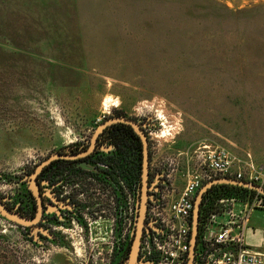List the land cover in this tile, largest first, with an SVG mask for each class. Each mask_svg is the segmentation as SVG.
<instances>
[{
    "label": "rangeland",
    "instance_id": "374dc122",
    "mask_svg": "<svg viewBox=\"0 0 264 264\" xmlns=\"http://www.w3.org/2000/svg\"><path fill=\"white\" fill-rule=\"evenodd\" d=\"M114 111L149 120L156 159L219 146L264 178V0H0L7 203L35 162L82 143ZM253 231L264 236V210ZM31 238L0 219V264L82 259Z\"/></svg>",
    "mask_w": 264,
    "mask_h": 264
},
{
    "label": "flooded vegetation",
    "instance_id": "af4514ba",
    "mask_svg": "<svg viewBox=\"0 0 264 264\" xmlns=\"http://www.w3.org/2000/svg\"><path fill=\"white\" fill-rule=\"evenodd\" d=\"M115 118L133 121L147 142L146 206L139 240L140 251L142 244L152 234L151 231H158L155 224L147 219L148 211L151 207L162 204L163 193L169 185V175L173 173L175 167L160 161L157 163L159 167L152 168L156 158L152 151L151 136L155 129L148 119L138 120L120 111H114L98 126ZM97 127L82 143L53 153L67 158L51 161L36 174L34 192L30 190V176L53 154L35 162L32 169L26 173L21 196L14 204L7 203L1 196L0 201L8 210L28 220L35 219L40 209L39 219L33 226L14 225L30 233L33 242L46 241L56 246L66 245V249L74 252L81 249V247H74V244L87 239L89 219L95 221L102 219L106 213L116 219L124 208V210H130L128 233L124 241L116 244L110 258V264H117V254L122 248L129 245L130 253L135 233L143 174V145L136 131L124 123L107 126L92 142ZM135 180L138 181L137 188L134 186L130 188L125 183V181L134 182ZM254 198L260 200L261 205L264 206V197L256 192L255 195L248 193L240 200L252 202ZM207 201L201 202L200 226ZM0 219L8 222L2 216ZM200 232L201 228L199 230L198 227L194 264H200L197 260ZM77 233H79V239L73 237L77 236ZM139 251L137 264H141ZM126 263L127 260L124 261V264ZM184 264H188V253Z\"/></svg>",
    "mask_w": 264,
    "mask_h": 264
},
{
    "label": "built area",
    "instance_id": "2783aa9c",
    "mask_svg": "<svg viewBox=\"0 0 264 264\" xmlns=\"http://www.w3.org/2000/svg\"><path fill=\"white\" fill-rule=\"evenodd\" d=\"M160 161L172 164L175 170L169 175L162 204L148 211L147 219L158 231H151L142 244L139 251L141 264H184L189 249L194 201L202 185L215 179H233L264 187L260 171L219 146L201 145L187 162L155 159L152 168L159 167L157 163ZM124 209L116 219L106 213L102 219L88 220L86 241L74 244V247H81L83 254L82 259L73 257L76 262L110 264L114 247L124 241L130 226L131 212ZM259 209L264 206L257 198L252 202L227 196L208 199L202 213L198 262L264 264V248L257 249L247 243L250 217ZM78 235L73 237L79 239Z\"/></svg>",
    "mask_w": 264,
    "mask_h": 264
},
{
    "label": "water",
    "instance_id": "95a60500",
    "mask_svg": "<svg viewBox=\"0 0 264 264\" xmlns=\"http://www.w3.org/2000/svg\"><path fill=\"white\" fill-rule=\"evenodd\" d=\"M115 123H124L127 125H130L136 133L140 136L141 142L143 145V174L141 178V191H140V199L137 209V218H136V227H135V233L132 241V245L130 248V253L127 259L126 264H137L138 262V251H139V240L142 232V225H143V219H144V212H145V201H146V185H147V142L141 131L139 130V127L130 120H127L125 118H115L106 121L105 123L101 124L97 127L94 136L93 141H95L97 135L101 133L107 126ZM58 158H67L65 156H60L58 154H53L50 157H48L40 167H38L34 173L30 176V190L34 192V178L36 174L46 165H48L51 161L58 159ZM217 185H229V186H235V187H241L250 191L256 192L258 195L264 197V188L255 185L253 183L249 182H240L233 179H216L214 181L208 182L204 184L199 191L196 194L195 201H194V207L192 210V217H191V230H190V240H189V250H188V264H194V257H195V247L197 242V235H198V227H199V216H200V206L202 202L203 195L206 194V192L211 189L213 186ZM40 212V209H39ZM39 212L35 219L28 220L17 213H14L8 208H6L2 202L0 201V215L7 220L8 222H11L13 224H16L21 227H31L35 223H37L39 219Z\"/></svg>",
    "mask_w": 264,
    "mask_h": 264
},
{
    "label": "trees",
    "instance_id": "16d2710c",
    "mask_svg": "<svg viewBox=\"0 0 264 264\" xmlns=\"http://www.w3.org/2000/svg\"><path fill=\"white\" fill-rule=\"evenodd\" d=\"M125 183L130 188L131 186H134L135 188L138 187L137 180H135L134 182L125 181ZM248 193L255 195L254 191H250V190H247L241 187H235V186H229V185H217V186H213L211 189H209L206 192V194H204L202 203H204L208 199L213 200V199H217L223 196L235 197V198L240 199V198H244L245 195ZM201 212H202V209H201ZM200 228L201 226L199 225V230ZM128 253H129V245H127L125 248H122L120 252L117 254V264H124V261H126L128 258Z\"/></svg>",
    "mask_w": 264,
    "mask_h": 264
},
{
    "label": "crops",
    "instance_id": "0c3cea01",
    "mask_svg": "<svg viewBox=\"0 0 264 264\" xmlns=\"http://www.w3.org/2000/svg\"><path fill=\"white\" fill-rule=\"evenodd\" d=\"M181 186V184H180ZM254 234H256L254 236ZM254 242L256 246L254 248L263 249L264 248V236L260 233H254L253 235L247 232V243L251 246V243ZM253 247V246H252ZM54 264H79L74 259L70 257H53Z\"/></svg>",
    "mask_w": 264,
    "mask_h": 264
},
{
    "label": "bare ground",
    "instance_id": "6f19581e",
    "mask_svg": "<svg viewBox=\"0 0 264 264\" xmlns=\"http://www.w3.org/2000/svg\"><path fill=\"white\" fill-rule=\"evenodd\" d=\"M151 108V107H150ZM160 115V114H159ZM169 126V125H168ZM164 127V126H163ZM174 128L172 126H170V128L167 130V131H163L161 138H168L167 136H171L172 135V132H173Z\"/></svg>",
    "mask_w": 264,
    "mask_h": 264
}]
</instances>
